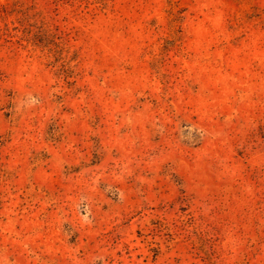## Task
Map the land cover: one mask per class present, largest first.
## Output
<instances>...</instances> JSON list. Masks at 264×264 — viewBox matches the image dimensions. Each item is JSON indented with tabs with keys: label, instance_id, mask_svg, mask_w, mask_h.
<instances>
[{
	"label": "rangeland",
	"instance_id": "1",
	"mask_svg": "<svg viewBox=\"0 0 264 264\" xmlns=\"http://www.w3.org/2000/svg\"><path fill=\"white\" fill-rule=\"evenodd\" d=\"M0 264H264V0H0Z\"/></svg>",
	"mask_w": 264,
	"mask_h": 264
}]
</instances>
